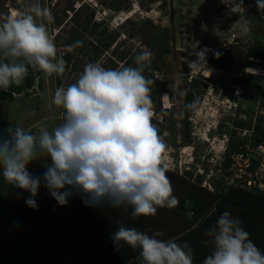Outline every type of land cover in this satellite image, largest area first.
<instances>
[{
  "label": "rangeland",
  "instance_id": "rangeland-1",
  "mask_svg": "<svg viewBox=\"0 0 264 264\" xmlns=\"http://www.w3.org/2000/svg\"><path fill=\"white\" fill-rule=\"evenodd\" d=\"M33 2L48 8L54 17L53 22L45 23L58 56L73 54L62 74L61 86L65 88L77 82L88 63L118 69L129 61L135 67L136 55L145 50L152 53L150 68H159L153 71L154 82L166 83V92L153 102L152 123L166 144L163 154L168 165L166 175L178 201L186 194L188 185L226 191L231 184L241 186L235 179L256 176L259 186H264V168L260 169L264 165V142L255 149L250 145L257 119L264 129V11L258 9L257 0H243L246 12L242 17L230 13L221 0H0V22L14 12L26 10ZM77 10H81V20L92 17L91 22L100 23L99 27L91 28L92 34L88 30L74 32L73 36L80 34L85 41L80 53L57 42V36L62 37L74 25L71 16ZM244 19L250 25L246 36L240 34ZM96 35L98 39L112 41L111 48L96 55L90 51L88 56L84 55L90 50L88 43L97 40ZM165 35L170 52L161 56L159 62L157 56ZM196 42L199 47L195 49ZM205 47L209 49L210 72L190 70L188 62L196 59L192 52ZM215 53L220 54L219 58ZM34 73L40 83L36 94H22L11 102L0 101V137H6L8 130L17 125L39 135L41 127L51 132L62 123V108L53 102L56 89L61 87L56 85V74L46 76L39 69ZM243 74L253 78L246 77L244 82ZM193 79L204 85L192 89V93H200V100L188 117L189 138L185 139L184 84ZM232 145L243 148L245 155H232L230 168L223 170V155ZM252 159L257 160L255 173L246 170ZM45 163L51 164V160L41 153L28 166L34 177H41L34 198L37 208L26 204L30 193L16 187L7 192L11 206L0 205V257L5 264H77L72 256L71 199L60 206L51 196L42 180ZM228 171L230 175L226 176ZM248 181L247 187L252 189L254 182ZM190 203L187 202L188 207ZM171 209H157L161 240H169V234L177 226L174 220L183 225L185 216L188 220L191 217L190 212L174 216Z\"/></svg>",
  "mask_w": 264,
  "mask_h": 264
},
{
  "label": "clouds",
  "instance_id": "clouds-1",
  "mask_svg": "<svg viewBox=\"0 0 264 264\" xmlns=\"http://www.w3.org/2000/svg\"><path fill=\"white\" fill-rule=\"evenodd\" d=\"M221 2L230 13L245 16L243 0ZM257 7L264 11V0H257ZM53 20L48 8L33 2L0 22V90L21 85L29 67L46 76L64 73L66 62L58 56L45 23ZM249 32L250 25L244 19L240 34ZM81 44L77 41L69 47ZM194 45L198 48L199 42ZM208 51L205 47L192 52L196 59L188 62L190 70L210 72ZM215 55L219 58L220 54ZM151 59L152 53L145 50L135 56V67L105 69L88 63L76 83L61 86L54 93V104L64 110L63 123L51 132L41 127L39 135L17 125L6 137H0V174L11 186L30 193L26 199L29 207H38L34 198L41 177H34L28 166L41 153L51 160V164L45 163L44 186L60 206L66 205L74 192L90 207L131 206L133 218L155 216L158 208L178 205L166 175V144L152 123L151 85L155 80L143 74ZM196 103L187 107L194 108ZM162 235L121 224L112 233V240L117 248L123 243L138 249L142 264H193L188 242L158 239ZM205 235L210 239L203 243L210 245L211 251L203 264H264V254L230 212L222 213Z\"/></svg>",
  "mask_w": 264,
  "mask_h": 264
},
{
  "label": "trees",
  "instance_id": "trees-1",
  "mask_svg": "<svg viewBox=\"0 0 264 264\" xmlns=\"http://www.w3.org/2000/svg\"><path fill=\"white\" fill-rule=\"evenodd\" d=\"M81 10L75 11L71 19L74 21L68 32H63V36H57L58 43H63L65 46L74 45L77 41H81L82 44L79 47H73L76 51H83L85 46V41L83 36L78 34L73 36L74 32L78 30L79 33H83L87 30L89 33L91 28H97L100 26V23L91 22L92 17L88 20H81ZM83 31V32H82ZM92 34V33H91ZM96 35L95 37H97ZM67 37V38H66ZM71 37V38H69ZM166 35L162 40V49L157 56V60L161 61V56L167 55L170 50L168 44L166 43ZM112 41H104L98 39L95 42H89L90 50H88L84 55L88 56L89 51L93 52V55L98 54L99 52L106 51L111 48ZM72 48V47H69ZM118 55V54H116ZM73 58L72 53H66L63 56L65 60V69L68 68L70 60ZM114 60V59H113ZM111 63L114 62L111 60ZM125 67L130 66V62H124ZM159 68L154 67L148 68V77L153 78V71ZM83 71V70H82ZM35 68L29 67L28 75L26 76L24 82L19 85H12L7 90H0V101H13L16 96L26 95L30 96L36 94V91L40 87V83L36 80ZM144 74V73H143ZM145 75V74H144ZM250 75V74H249ZM248 74H243V81L245 82L246 77H251ZM62 83V74L56 75V85L61 86ZM186 89V95L184 98L183 104V121H184V138H189L188 130V117L194 112L197 104L200 100V93H192V89H200L203 87V82L198 79H193L190 83L184 84ZM166 83H155L151 85V99L152 102L155 101V97L160 96L163 92H166L165 87ZM193 101H197L194 108H189L187 105L191 104ZM64 116V110L61 109ZM62 116V123H63ZM233 130L230 131L232 135ZM255 134V135H254ZM233 136H231V139ZM264 142V129L261 128V121L257 119L254 129L253 137L251 138L250 145L251 148L255 149L261 142ZM229 144V143H228ZM228 148V147H227ZM240 154L241 156L245 155V150L243 148H238L237 145H232L230 150L227 149L222 160V169L228 170L232 164V155ZM250 165L247 167V171L250 173H255L254 164L257 163V160L252 159ZM229 171L226 173V176H229ZM176 180H181L179 177H175ZM255 183L259 182L256 176L251 178ZM249 179L239 178L235 179L234 182L240 183L238 185L231 184L228 187V190L224 191L219 190L216 192L215 189H207L205 186L192 187L188 185V189L185 195L179 200V203L176 207L169 210L171 213H174V216H181L182 213L190 212L191 217L188 220L185 216V219L188 220L187 226L195 225L192 233H195V244L191 247L193 249V264H203L204 259L207 255L210 254L211 246L205 245L203 242L209 240L210 238L205 235V231L209 229L217 220V218L224 213L225 211L230 212L232 217L238 218L241 221V226L250 234V239L252 242L261 250L264 254V189L254 185L251 189L247 187V182ZM202 181V180H201ZM216 185H219V182L216 181ZM13 186L10 184L5 185V180L0 174V205L10 207V198H8L7 192L11 191ZM187 188V187H186ZM70 203L72 206V217H73V231H72V246L74 247V252L72 253L73 259L75 258L77 264H140L139 255L136 253L129 252L128 254H119L118 252L113 253L106 250H98V238L95 236L99 231L94 230L92 232L91 228H94V224H91L90 227L87 226L89 218L94 214L98 216L99 214H104L106 212L113 213L116 208L105 205L103 208L90 207L84 204L83 198L81 195L73 193L70 196ZM191 202V206L188 207L187 202ZM17 207V206H16ZM21 212V210H20ZM115 214L118 210L114 211ZM100 216V215H99ZM184 216V215H183ZM21 218V217H20ZM212 222L211 224H209ZM108 241L105 240L104 242ZM97 242V243H96ZM71 243H69L71 245ZM92 250L97 252H92ZM91 251V252H90ZM0 264H5L4 260L0 257Z\"/></svg>",
  "mask_w": 264,
  "mask_h": 264
},
{
  "label": "crops",
  "instance_id": "crops-1",
  "mask_svg": "<svg viewBox=\"0 0 264 264\" xmlns=\"http://www.w3.org/2000/svg\"><path fill=\"white\" fill-rule=\"evenodd\" d=\"M118 210V212L115 214L114 211ZM132 207L128 206L127 208H116L113 213H102L98 216H94V214L89 218L87 226L90 227L91 224H94V228L92 229V232L94 233V230L99 231L97 235H95L98 238V250L100 249L101 252L104 250L108 252H120L119 254H128L136 253V255H139V250H133L127 245L121 244L120 247H115L113 240H112V233L118 230V228L123 224L125 227H135L138 231L146 232L149 235H152L153 233L158 231L159 224H158V215L156 212L155 216H140L133 218L132 213ZM188 220L183 222L182 224H177L176 220L173 222L177 225L175 229L172 231V234H169V240H174L178 243H184L188 242L190 246L195 244V233H192L195 225L187 226L186 224ZM94 229V230H93ZM104 242L105 240H107ZM160 239V237H158ZM96 242V243H97ZM105 244V245H104ZM104 245V247H103ZM103 247V251H102ZM91 252V251H90ZM92 252H97L92 250ZM139 262L142 264V259L139 255Z\"/></svg>",
  "mask_w": 264,
  "mask_h": 264
},
{
  "label": "built area",
  "instance_id": "built-area-1",
  "mask_svg": "<svg viewBox=\"0 0 264 264\" xmlns=\"http://www.w3.org/2000/svg\"><path fill=\"white\" fill-rule=\"evenodd\" d=\"M264 168V165H262V167H260V169H263ZM251 181V179H249V181H248V183ZM254 182V181H253ZM260 182V181H259ZM259 182H257V185H258V187L259 188H261V189H264V186H262V187H260L259 186Z\"/></svg>",
  "mask_w": 264,
  "mask_h": 264
}]
</instances>
